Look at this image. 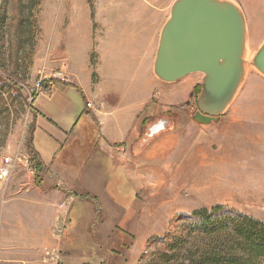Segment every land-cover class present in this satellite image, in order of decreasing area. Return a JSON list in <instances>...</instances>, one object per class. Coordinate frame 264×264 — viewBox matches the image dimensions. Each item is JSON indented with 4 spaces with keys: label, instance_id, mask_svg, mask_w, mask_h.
<instances>
[{
    "label": "rangeland",
    "instance_id": "rangeland-1",
    "mask_svg": "<svg viewBox=\"0 0 264 264\" xmlns=\"http://www.w3.org/2000/svg\"><path fill=\"white\" fill-rule=\"evenodd\" d=\"M235 1L245 13L248 46L254 52L257 46L252 42V28L264 24L260 15L264 0ZM173 2L0 0V165L9 156L15 162L11 175L0 180V250L9 244L6 239L15 243L13 233H3L4 203L20 195L13 194L17 190L11 187L32 183L36 176L28 168L27 141L33 118L31 104L44 89L38 82L69 79L78 84L87 78L93 86L99 81L97 68L104 42L136 38L140 31L135 24L148 27L141 19L143 13L166 7L169 17ZM198 76L201 79L202 74ZM70 95L74 114H78L87 105L77 89L72 88ZM194 103L192 97L182 110L170 115L160 111L154 117L169 119L165 130L174 127V147L159 165L158 177L148 178L149 188L139 192L140 205L135 208L139 219L127 224L134 228L128 264H158L168 248V236L180 233L186 217L201 208L223 204L264 221V77L250 69L235 101L211 123L194 120ZM74 114L66 112L65 121L72 122L77 117ZM55 145L52 139L46 140L39 145L40 151L44 155L53 152ZM116 170L113 193L123 205H129L137 195L123 168ZM59 228L57 235L61 234ZM35 255L27 252V259L19 264H35ZM2 257L0 251V264H5Z\"/></svg>",
    "mask_w": 264,
    "mask_h": 264
},
{
    "label": "crops",
    "instance_id": "crops-1",
    "mask_svg": "<svg viewBox=\"0 0 264 264\" xmlns=\"http://www.w3.org/2000/svg\"><path fill=\"white\" fill-rule=\"evenodd\" d=\"M167 11L166 7L142 11L148 27L135 24L140 31L136 38L104 42L99 81L93 86L87 78L78 84L69 79L44 82L46 87L33 101L30 130L44 170L32 183L11 187L17 190L13 194L20 195L5 201L2 219L3 233H13L15 243L6 239L9 244L0 250L1 263L19 264L27 259V252H35L40 259L35 264H43L42 249L54 246L61 252L60 264H128L134 241L128 221L139 219L135 214L139 192L149 188L148 178L158 177L159 165L174 147V127L147 140L146 132L160 120L154 118L160 111L170 115L185 108L200 81L195 73L164 83L153 73ZM260 15L264 16V8ZM263 40L264 24L259 23L252 28V42L258 48ZM119 74L126 78L119 79ZM72 88L79 91L85 106L91 103L78 114H74ZM66 112L77 117L65 121ZM49 139L57 148L44 155L39 145ZM118 166L137 195L129 205L113 193ZM58 227L63 228L60 235Z\"/></svg>",
    "mask_w": 264,
    "mask_h": 264
},
{
    "label": "water",
    "instance_id": "water-1",
    "mask_svg": "<svg viewBox=\"0 0 264 264\" xmlns=\"http://www.w3.org/2000/svg\"><path fill=\"white\" fill-rule=\"evenodd\" d=\"M250 69L264 77V40L250 52L246 16L237 1L174 0L160 31L153 73L164 83L202 74L194 120L211 123L222 116ZM167 124L160 119L149 127V135Z\"/></svg>",
    "mask_w": 264,
    "mask_h": 264
},
{
    "label": "trees",
    "instance_id": "trees-1",
    "mask_svg": "<svg viewBox=\"0 0 264 264\" xmlns=\"http://www.w3.org/2000/svg\"><path fill=\"white\" fill-rule=\"evenodd\" d=\"M42 86L46 87L44 81ZM200 89L197 84L192 93L196 108ZM31 111L35 112L33 102ZM149 133L148 129L145 140L152 137ZM30 140L27 152L38 177L44 165ZM169 236L168 248L158 264H264V221L223 204L195 210L186 217L180 233Z\"/></svg>",
    "mask_w": 264,
    "mask_h": 264
},
{
    "label": "built area",
    "instance_id": "built-area-1",
    "mask_svg": "<svg viewBox=\"0 0 264 264\" xmlns=\"http://www.w3.org/2000/svg\"><path fill=\"white\" fill-rule=\"evenodd\" d=\"M43 81L45 80H40L37 84L38 87L42 86ZM51 81L49 82V85L51 84ZM87 106H91V103L88 102ZM27 162L29 163V171L33 174H36L37 168L35 165V162L32 160V158L29 156L27 159ZM15 166V162L12 157H6L4 158V162L0 165V180H6L12 173L13 169ZM59 231L63 233V228L60 227ZM61 261V254L58 248L54 246H46L43 249V257H42V262L43 264H60Z\"/></svg>",
    "mask_w": 264,
    "mask_h": 264
}]
</instances>
